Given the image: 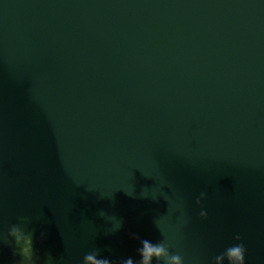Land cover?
Returning <instances> with one entry per match:
<instances>
[{"label": "water", "instance_id": "1", "mask_svg": "<svg viewBox=\"0 0 264 264\" xmlns=\"http://www.w3.org/2000/svg\"><path fill=\"white\" fill-rule=\"evenodd\" d=\"M21 216L36 264H264V0H0L3 264Z\"/></svg>", "mask_w": 264, "mask_h": 264}, {"label": "clouds", "instance_id": "2", "mask_svg": "<svg viewBox=\"0 0 264 264\" xmlns=\"http://www.w3.org/2000/svg\"><path fill=\"white\" fill-rule=\"evenodd\" d=\"M205 195L204 192H201L196 198V203L199 204L205 198ZM206 215V210L201 208L199 216L205 218ZM25 221L26 217L21 216L20 222L11 225L7 231L6 239H11L15 245L19 257L15 264H36L33 237L30 232L26 231ZM133 238L139 239V246L135 251L136 258L129 256L117 262L102 256L99 251L93 250L83 256L81 264H184L182 256L179 253L170 252L165 242H153L147 238H140L135 234ZM236 240H239L238 236ZM244 257V245L236 243L226 247L223 252L215 256L212 264H244ZM0 264H3L2 258H0ZM46 264H50V261Z\"/></svg>", "mask_w": 264, "mask_h": 264}]
</instances>
